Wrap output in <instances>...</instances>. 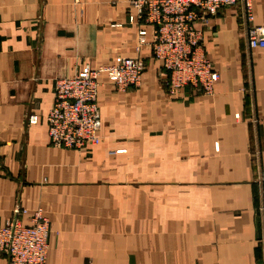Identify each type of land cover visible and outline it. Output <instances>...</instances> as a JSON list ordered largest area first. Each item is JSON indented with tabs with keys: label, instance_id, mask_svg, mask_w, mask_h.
I'll list each match as a JSON object with an SVG mask.
<instances>
[{
	"label": "crops",
	"instance_id": "1",
	"mask_svg": "<svg viewBox=\"0 0 264 264\" xmlns=\"http://www.w3.org/2000/svg\"><path fill=\"white\" fill-rule=\"evenodd\" d=\"M252 13L264 27V0ZM135 16L128 0H0V228L16 203L42 208L46 264H264V49L224 7L196 25L212 94L172 92ZM116 57L140 58L142 84L99 87L100 145L51 147L55 82Z\"/></svg>",
	"mask_w": 264,
	"mask_h": 264
},
{
	"label": "built area",
	"instance_id": "2",
	"mask_svg": "<svg viewBox=\"0 0 264 264\" xmlns=\"http://www.w3.org/2000/svg\"><path fill=\"white\" fill-rule=\"evenodd\" d=\"M128 4L141 27L136 52L149 47L154 61L167 73V86L172 92L192 86L202 95L212 94L218 75L205 54L203 35L196 25L207 24L224 7H242L248 47L264 49V27L252 25V0H128ZM143 71L139 57H116L108 65L97 69L84 65L74 76L58 79L46 117L49 145L79 153L86 147L100 145L99 87L106 81L122 92L138 88ZM36 122V117H29V124ZM262 199L264 210V185ZM25 216L28 225L22 222ZM47 250L48 220L42 208L28 211L16 203L0 228V256L6 264H46Z\"/></svg>",
	"mask_w": 264,
	"mask_h": 264
},
{
	"label": "rangeland",
	"instance_id": "3",
	"mask_svg": "<svg viewBox=\"0 0 264 264\" xmlns=\"http://www.w3.org/2000/svg\"><path fill=\"white\" fill-rule=\"evenodd\" d=\"M74 76V75H73ZM106 82V81H105ZM108 83H110V82H108ZM112 84V83H111ZM114 87H115V85L114 84H112ZM115 89L117 90V91H119L116 87H115ZM130 89H133V88H130ZM128 90V89H127ZM126 90V91H127ZM125 92V91H124Z\"/></svg>",
	"mask_w": 264,
	"mask_h": 264
}]
</instances>
